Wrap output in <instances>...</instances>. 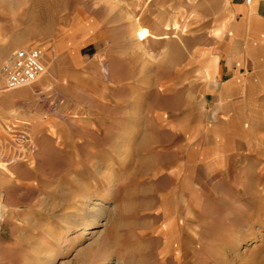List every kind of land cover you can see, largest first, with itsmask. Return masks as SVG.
<instances>
[{
  "label": "rangeland",
  "instance_id": "obj_1",
  "mask_svg": "<svg viewBox=\"0 0 264 264\" xmlns=\"http://www.w3.org/2000/svg\"><path fill=\"white\" fill-rule=\"evenodd\" d=\"M155 1L140 26L177 28L165 52L144 44L148 71L130 37L145 0H4L0 91L14 51L39 48L45 74L0 126V192L14 211L0 264H264V93L219 98L206 66L223 36L217 0Z\"/></svg>",
  "mask_w": 264,
  "mask_h": 264
},
{
  "label": "crops",
  "instance_id": "obj_2",
  "mask_svg": "<svg viewBox=\"0 0 264 264\" xmlns=\"http://www.w3.org/2000/svg\"><path fill=\"white\" fill-rule=\"evenodd\" d=\"M217 2L222 13L219 22H216L217 31L220 33L215 35L223 36L219 40L218 48H211V50L214 49L212 58L206 66L212 67L213 82L221 87L219 98L222 102H228L226 98L231 92L230 88L233 89L232 96L242 95L245 101L251 96L258 98L264 93V0H254L250 6L243 4L241 0H217ZM195 55L198 61L196 65H199L197 72L201 73V76L196 77L197 81L201 80L202 86L208 87V83L205 84L203 81L205 79L203 64L205 63L199 62L201 61L199 49ZM46 86L49 87L52 84L46 81L39 82L33 88L41 90ZM12 93L2 97L4 103L0 109V126L6 123L14 126L18 119L10 109L24 105L30 90Z\"/></svg>",
  "mask_w": 264,
  "mask_h": 264
},
{
  "label": "bare ground",
  "instance_id": "obj_3",
  "mask_svg": "<svg viewBox=\"0 0 264 264\" xmlns=\"http://www.w3.org/2000/svg\"><path fill=\"white\" fill-rule=\"evenodd\" d=\"M154 1L155 0H145V6H141L140 7V10L139 11H142V10H144V11H143L141 17L138 19V22H137L138 24H136L135 22L132 23V30L133 31H132V35H130L131 39L133 38V40L136 43V46H135L136 50L140 51L142 53V55L146 58L145 60H146V62L148 64V71H150L151 66L154 64V62L152 63V61L154 60V56L151 55V54H149L144 49V44L146 42L147 43H150V41H151V44H153V48H155L156 46L163 47L161 49V51H164L165 52L166 50H168V48H170V47H167V44L165 45V43H168L170 41V35L168 34V32L170 31V32L173 33V32H175V30L177 28V25L174 24L173 27H169L168 29H164L163 28V24L157 25L155 23V21H156L155 18H152L151 25L148 28L140 26V22H143L145 20L144 13L147 12L150 9V6H152L153 4H155L156 1L155 2ZM3 3H4V0H0V11L3 8L2 7L3 6ZM42 13L44 14L45 11L43 10ZM129 20H131V18H129ZM199 43H200V41H197V44H199ZM199 56H200L199 58L201 59V57H203V54H201ZM167 60L169 61L168 56H167ZM199 62H203L204 63L206 61L205 60H201ZM211 64H209V65H211ZM105 72L107 73V76L108 75L110 76V79L112 81L115 80V82L113 84L114 85V88L117 85H121V84H119V83H121V79H119V80L116 79L118 77V75H116V73H117V67H116V65L114 63H112V65H108V67L105 69ZM196 73H197V70H196ZM206 73H207V71H206ZM58 87L61 88V90H62L63 87H65V86H64V84L62 82L61 84L58 85ZM20 90L22 91V90H26V89H20ZM0 92H4V91H0ZM4 93H6V92H4ZM12 94H16V93H12ZM125 104L130 109L135 106L133 104V102H131L130 100L126 101ZM116 106L117 107L120 106L119 100L116 101ZM60 109H63V108L60 107ZM74 114L76 115L77 113H74ZM124 120L127 123L136 124V123H133L134 122V119L132 117H124ZM87 159H88V156H87ZM87 159H85V161ZM75 163H78V161H76ZM90 164L91 163H89V165ZM1 166H2V164L0 163V167ZM106 166H107L108 171L107 170H102L101 173L103 174L102 177H104V179H106V182H108L110 184V186H111V184L113 183L112 182L111 170H112V167L115 166V162H113V160H111L109 162L107 161V165ZM2 171L7 174L6 171H8V170L6 169V171H5V170L2 169ZM69 176L71 177V180L72 181H75L76 180L70 174H69ZM94 189H95V186L93 187L92 190H94ZM110 189H111L110 190V192H111L113 190V187L110 188ZM0 196H1L2 202H3L4 201L3 198L6 197V194L0 192ZM109 196H110V193L108 192L106 194V196H105V201L100 200V203H103V204L107 203ZM84 198H85V196H84ZM100 203L96 202V203L93 204L94 206H97V209H96V211H95L94 214H87L88 217H92L94 220L101 217V215L103 214V211H104L103 209L104 208H103L102 204H100ZM3 212H4V218H3L2 223H4V221H6L7 223L14 224V222H13V215H14L13 208L12 207H9V206H6L3 203ZM72 213H73L72 215H69L70 218L75 217V216L78 215L77 212L75 214H74V212H72ZM80 215H82V217H85L86 216L85 213L84 214H80ZM251 216H252V213L250 212L246 216L240 217L239 220H241L243 222L246 221V220L248 221L251 218ZM94 220H93V222H94ZM2 242H3V240L0 239V255H3V256H7V254L10 255L11 252H12V249L9 248V247L8 248L6 247L7 248L6 249L4 247L5 244L2 243ZM171 247H174L175 248L176 246L175 245H172ZM183 263H184V261L182 260L181 257H179L178 258V261L176 263H174V264H183Z\"/></svg>",
  "mask_w": 264,
  "mask_h": 264
},
{
  "label": "built area",
  "instance_id": "obj_4",
  "mask_svg": "<svg viewBox=\"0 0 264 264\" xmlns=\"http://www.w3.org/2000/svg\"><path fill=\"white\" fill-rule=\"evenodd\" d=\"M241 1L250 6L254 0ZM1 74L4 79V92L17 91L34 84L45 74L42 51L39 48L14 51L1 66ZM3 218V202L0 196V226Z\"/></svg>",
  "mask_w": 264,
  "mask_h": 264
}]
</instances>
